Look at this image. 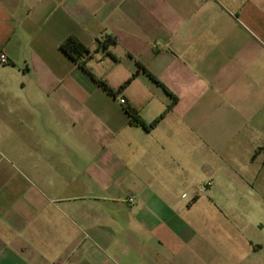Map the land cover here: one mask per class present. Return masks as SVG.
<instances>
[{
  "label": "crops",
  "instance_id": "crops-1",
  "mask_svg": "<svg viewBox=\"0 0 264 264\" xmlns=\"http://www.w3.org/2000/svg\"><path fill=\"white\" fill-rule=\"evenodd\" d=\"M0 55V264H264V0H0Z\"/></svg>",
  "mask_w": 264,
  "mask_h": 264
},
{
  "label": "trees",
  "instance_id": "trees-1",
  "mask_svg": "<svg viewBox=\"0 0 264 264\" xmlns=\"http://www.w3.org/2000/svg\"><path fill=\"white\" fill-rule=\"evenodd\" d=\"M117 40L116 38H108L106 42H100L99 47L106 49L109 44H116ZM60 49L62 52H64L70 59L75 61L80 65V67L86 71L87 73L91 74L89 68L87 67V59H88V54L90 53L89 50L74 36L68 37L61 45ZM144 71L147 73L158 85H160L166 93L169 95L171 98V103L168 105L166 111L162 113L158 118H156L153 122L147 123L145 122L142 117L140 116L139 112L132 108L131 106L126 107V112L128 113L129 116V123L130 125L142 127L145 130H152L154 127L158 125V123L164 118L165 114L170 111L173 106L177 102V97L171 93L155 76H153L142 64L138 63V71ZM136 75V74H135ZM134 75V76H135ZM100 86H102L105 90H107L109 93L113 94L114 91L109 87V85L102 80H97ZM130 82L127 81L124 85L121 86L120 90L124 89L126 85Z\"/></svg>",
  "mask_w": 264,
  "mask_h": 264
},
{
  "label": "rangeland",
  "instance_id": "rangeland-1",
  "mask_svg": "<svg viewBox=\"0 0 264 264\" xmlns=\"http://www.w3.org/2000/svg\"><path fill=\"white\" fill-rule=\"evenodd\" d=\"M249 165L252 167L254 174H255L253 184L256 187L262 189V191L264 192V164H260V162H256L255 164H249ZM251 208H252V211L260 210L259 204L255 205V206L251 205ZM262 219H264V217H262ZM254 239L257 242L264 244V233L259 234L258 236L254 237Z\"/></svg>",
  "mask_w": 264,
  "mask_h": 264
},
{
  "label": "built area",
  "instance_id": "built-area-1",
  "mask_svg": "<svg viewBox=\"0 0 264 264\" xmlns=\"http://www.w3.org/2000/svg\"><path fill=\"white\" fill-rule=\"evenodd\" d=\"M7 63H8V60H7L6 56L0 55V64H7ZM120 101L122 104L126 103V100L124 98H121ZM131 201H133V199H131Z\"/></svg>",
  "mask_w": 264,
  "mask_h": 264
}]
</instances>
